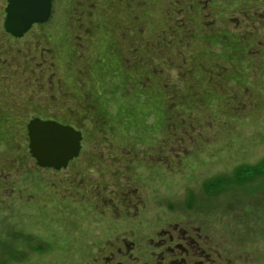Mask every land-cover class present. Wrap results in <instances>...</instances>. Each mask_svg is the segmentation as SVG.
Returning a JSON list of instances; mask_svg holds the SVG:
<instances>
[{"label":"rangeland","instance_id":"obj_1","mask_svg":"<svg viewBox=\"0 0 264 264\" xmlns=\"http://www.w3.org/2000/svg\"><path fill=\"white\" fill-rule=\"evenodd\" d=\"M6 7L0 264H264V178H233L264 161V0H53L22 38ZM35 116L83 129L67 169L30 155ZM196 228L199 254L159 247Z\"/></svg>","mask_w":264,"mask_h":264},{"label":"water","instance_id":"obj_2","mask_svg":"<svg viewBox=\"0 0 264 264\" xmlns=\"http://www.w3.org/2000/svg\"><path fill=\"white\" fill-rule=\"evenodd\" d=\"M53 0H7L4 29L22 38L34 25L46 24L52 15ZM28 147L38 167L61 171L80 156L81 131L53 120L32 119L27 125Z\"/></svg>","mask_w":264,"mask_h":264},{"label":"flooded vegetation","instance_id":"obj_3","mask_svg":"<svg viewBox=\"0 0 264 264\" xmlns=\"http://www.w3.org/2000/svg\"><path fill=\"white\" fill-rule=\"evenodd\" d=\"M63 95H65V94H63ZM52 96H53V98H57L54 95H52ZM64 104H66V103H64ZM90 105H88V104L86 105V107L89 108V111H88L89 113L91 112V108L92 109L94 108L93 105H91V106ZM80 113L82 115L83 114H86L84 112L83 113L80 112ZM80 113L78 114V112H76V113L74 112L73 114L77 116V115H80ZM82 115H80V118L82 117ZM34 118H38V117L36 116ZM58 119L59 118H56V117H55V119H43L42 118V120H53V121H56V122H58L60 124L67 125V126H71V127L75 128L74 127V125H75L74 123H72L70 121H68L66 123H62V122H59ZM59 120H63V119H59ZM84 120L86 121V118H84ZM81 121H82V119H81ZM76 130L81 131V132L83 131V129H80V128L79 129H76ZM182 231L183 232H181V233L183 234L184 238H180V236L177 234L176 231L167 232V235H165V237L163 238L162 243H161V245L159 247L160 248H164V246H167L166 243H169L168 245L169 246H172L175 243V239H177L179 243H178V245H176V248L183 255L189 256L190 253L191 254L192 253L199 254V249L201 247H210V246H212L214 244L213 241H212V239H210V236L208 234H205L204 232H201V229H199V228L193 229V233L192 232L190 233V231H188V229H185V230L183 229ZM186 239L189 240V241H187ZM199 240H200V243H199ZM203 241H205L204 244L202 243ZM204 256H205L204 258L207 259V262L206 261L205 262H202L203 264L212 261L211 260V258H212L211 255H204Z\"/></svg>","mask_w":264,"mask_h":264},{"label":"trees","instance_id":"obj_4","mask_svg":"<svg viewBox=\"0 0 264 264\" xmlns=\"http://www.w3.org/2000/svg\"><path fill=\"white\" fill-rule=\"evenodd\" d=\"M95 98H97V97H95ZM93 100V102H95L94 103V106L96 105V108H98L99 109V105H98V103H97V101H96V99H92ZM97 103V104H96ZM93 105V104H92ZM86 106V105H85ZM85 110H87V112H85L86 114H83V116L80 118V120L82 119V121L84 120V118H86V121L87 120H89L88 119V116H89V114H88V111H89V109L87 108V107H83ZM36 117V116H35ZM105 116H103L102 115V113H100V111H99V126L101 127V126H104L105 124H107V119L106 118H104ZM92 118V117H91ZM91 118H90V120H91ZM46 119H55V117H47ZM65 122H68V121H66V120H64ZM85 121V122H86ZM236 174V176H234L233 178L234 179H236V184H245V183H248V181H253L254 180V178L256 177V176H259V177H261V178H264V161L262 162V163H260L257 167H255V168H249V167H242V168H239V169H237V172L235 173ZM252 175V176H251ZM227 177V176H226ZM227 183V184H229L230 182H229V179L228 178H225V179H223V180H218V181H215V182H212L213 183V185L215 186V187H219L220 185H223L224 183ZM255 209V207H253L250 211H249V214H248V216L250 215V214H252V216H256V219L258 220L260 217H262L261 215H260V213H261V209H258L257 211H253ZM252 211V212H251ZM252 226H246L245 225V229H239V230H244V232H243V234H241L240 233V235H244V234H247V235H244V237L245 238H247L248 239V237H250L252 240H254L255 238L252 236V234H251V232H254V231H257V232H259V228H257V227H255V226H253L252 228H251ZM236 229V228H235ZM236 230H238V229H236ZM247 232V233H246ZM261 233V232H260ZM260 236H261V234H260ZM0 248L2 249V250H6L7 248H6V246L5 245H3V244H1L0 245ZM8 250H9V248H8ZM38 249H37V247H35V249H33L32 251H37ZM10 256H11V258H14V259H16V257L17 256H23V257H25V256H27L24 252H21V253H12V252H10ZM231 258V257H230ZM229 258V259H230ZM13 259V260H14ZM229 261H232V260H229Z\"/></svg>","mask_w":264,"mask_h":264}]
</instances>
